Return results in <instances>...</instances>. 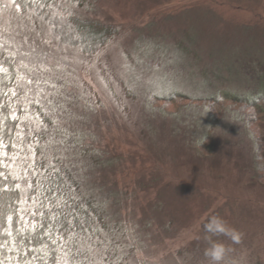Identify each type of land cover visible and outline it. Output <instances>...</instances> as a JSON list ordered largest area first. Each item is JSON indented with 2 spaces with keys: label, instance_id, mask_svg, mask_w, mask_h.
<instances>
[{
  "label": "rangeland",
  "instance_id": "374dc122",
  "mask_svg": "<svg viewBox=\"0 0 264 264\" xmlns=\"http://www.w3.org/2000/svg\"><path fill=\"white\" fill-rule=\"evenodd\" d=\"M74 9L118 36L92 55L53 53L72 64L62 89L75 96L63 98L77 133L69 163L85 170L112 229L135 228L134 262L209 264L205 225L215 216L242 234L212 237L233 249L224 264H264V0H78ZM15 11L0 0V35L57 47L14 22ZM121 51L145 82L133 92L112 65ZM105 62L119 108L95 79Z\"/></svg>",
  "mask_w": 264,
  "mask_h": 264
},
{
  "label": "snow or ice",
  "instance_id": "6c2138e0",
  "mask_svg": "<svg viewBox=\"0 0 264 264\" xmlns=\"http://www.w3.org/2000/svg\"><path fill=\"white\" fill-rule=\"evenodd\" d=\"M63 3L78 6V0ZM13 6L18 12L30 9L42 24L39 31L30 30L57 47L46 51L28 37L19 42L15 35H0V169L6 170H0V264H113L110 238L96 228L76 185L65 176L77 150V133L64 119L63 105V98L75 96L71 89L62 91L71 83L72 64L69 56L53 53L69 46L87 52L82 44L89 37L76 31L74 12L62 14L58 0H13ZM71 60L94 66L79 56ZM112 65L129 92L144 86L123 51ZM108 69L105 62L104 75L96 72L95 79L119 108L116 81H106Z\"/></svg>",
  "mask_w": 264,
  "mask_h": 264
},
{
  "label": "trees",
  "instance_id": "16d2710c",
  "mask_svg": "<svg viewBox=\"0 0 264 264\" xmlns=\"http://www.w3.org/2000/svg\"><path fill=\"white\" fill-rule=\"evenodd\" d=\"M15 2H20V0H15ZM62 4L61 12L66 13L68 11H73L74 16L72 18L73 26L76 31L80 34L87 35L89 40L82 44L83 47L87 48L89 51L83 52L84 55H92L95 54L98 50L105 48L108 46L114 38L118 36V28L114 25L100 23L96 20H89L82 18L81 15L73 9L71 6L64 4L63 0H58ZM13 20L17 24H21L24 26L26 30H30L31 27H34L39 31L42 27L41 21L36 19L34 16H31L30 9H22L21 11H15L13 14ZM31 16V18H30ZM31 32V30H30ZM36 34V33H35ZM34 36V34L32 33ZM32 37V36H31ZM35 37V36H34ZM17 38V41L21 42L20 38ZM62 46V45H61ZM27 47V45H24ZM261 94V91L258 93ZM86 95V91L84 90L82 94L78 93V98L83 99L82 97ZM257 96V95H254ZM251 96V98H254ZM176 97L170 98L167 101H171ZM182 98V97H181ZM239 102H246V105L250 108L253 107L251 104V100L249 96H234ZM88 103V100H86ZM203 102V101H199ZM91 105V104H89ZM258 107V106H256ZM243 118H247L246 114H244ZM190 147H193L189 144ZM194 149V148H192ZM195 150V149H194ZM200 150V149H199ZM199 150L193 151L195 155L199 154ZM73 163H69V167L65 169V176L68 179L69 183H73L76 185V190L78 192L79 198L86 202V208L89 217L96 222V228L103 230V232L110 238L109 243V255L112 258L113 264H136L134 262V252L133 245L137 246L140 243L139 236L135 233L134 227L132 229H124V228H113L110 226L109 221L111 220L110 215L107 214L104 210V204L100 201V197L97 195V190L93 188L91 181H89V177H85L83 173H85L84 169H80V165L76 163L75 167H72ZM84 164V163H83ZM79 166V168H78ZM4 170V169H0ZM6 171V170H4ZM119 226V225H118ZM117 232L114 234L108 235V232ZM96 236H101V233L98 231ZM130 244L132 245V249L130 250ZM147 264V263H143Z\"/></svg>",
  "mask_w": 264,
  "mask_h": 264
},
{
  "label": "clouds",
  "instance_id": "9594fccd",
  "mask_svg": "<svg viewBox=\"0 0 264 264\" xmlns=\"http://www.w3.org/2000/svg\"><path fill=\"white\" fill-rule=\"evenodd\" d=\"M205 230L208 233V235L205 236V240L209 244L205 249V256L208 259L209 264H224L225 258L231 251H233V249L224 243L213 240L212 237L223 235L228 237L234 243H239L242 234L236 229L230 227L223 219L215 216L205 225Z\"/></svg>",
  "mask_w": 264,
  "mask_h": 264
}]
</instances>
